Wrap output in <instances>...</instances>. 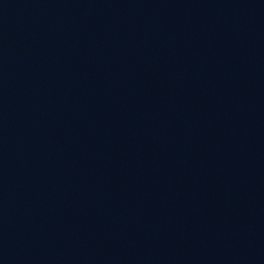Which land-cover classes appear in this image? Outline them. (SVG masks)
<instances>
[{
  "label": "water",
  "instance_id": "water-1",
  "mask_svg": "<svg viewBox=\"0 0 264 264\" xmlns=\"http://www.w3.org/2000/svg\"><path fill=\"white\" fill-rule=\"evenodd\" d=\"M0 264H264V0H0Z\"/></svg>",
  "mask_w": 264,
  "mask_h": 264
}]
</instances>
